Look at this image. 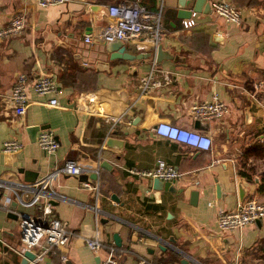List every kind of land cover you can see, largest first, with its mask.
<instances>
[{
	"label": "crops",
	"instance_id": "crops-1",
	"mask_svg": "<svg viewBox=\"0 0 264 264\" xmlns=\"http://www.w3.org/2000/svg\"><path fill=\"white\" fill-rule=\"evenodd\" d=\"M114 1L120 0L47 6L36 0H0V27L19 11L27 20L22 33L0 38L3 188L26 182L20 166L38 170L37 177L67 158L82 166L79 173L58 171L48 188L54 214L74 235L47 263L107 264V247L95 251L86 242L94 234L96 212L106 244L114 241L115 231L121 235L116 264H139L142 257L144 264H184L185 257L187 264H238L241 257L264 254V217L237 230L222 229L216 221L220 207L248 198L264 200V0H229L243 9L240 23L226 21L214 10L199 11L197 22L187 28L178 16L179 0H138L162 12L160 42L174 56L160 61L154 57L155 42L145 34L123 41L136 57L110 56L106 46L115 41H105L100 33L114 21L108 11ZM154 60L162 84L140 93L141 77ZM20 72L29 79L23 114L15 113L8 94ZM44 73L54 75L63 88L59 104L47 102L53 92L32 87V80ZM214 94L228 110L212 119L195 118L193 105ZM197 119L209 122V128L196 127ZM161 120L202 129L212 135L213 144L202 149L160 135L154 126ZM32 124L54 130L56 151L47 152L30 139L27 126ZM110 136L118 139L108 143ZM7 138H17L23 146L5 151ZM160 158L181 172L174 180L176 192L154 188L152 177L131 171L152 167ZM101 159L109 167L99 166ZM86 180L98 188L97 197ZM193 190L198 191L195 202ZM13 201L9 208L0 206V264H21L22 256L1 238L17 242L18 211L38 212L45 198L40 195L32 204ZM61 253H66L65 261Z\"/></svg>",
	"mask_w": 264,
	"mask_h": 264
},
{
	"label": "built area",
	"instance_id": "built-area-1",
	"mask_svg": "<svg viewBox=\"0 0 264 264\" xmlns=\"http://www.w3.org/2000/svg\"><path fill=\"white\" fill-rule=\"evenodd\" d=\"M36 1L40 5L47 6L67 0ZM210 3L213 10L226 21L240 23L243 20V9L240 5L229 0H211ZM108 11L113 16L114 21L100 33V36L105 41H128L145 34L155 42V45L160 42L163 33L161 10L152 11L138 0H120L109 3ZM198 12L194 10L191 15L183 17L182 26L187 28L194 25L197 22ZM26 21L25 12L19 11L15 13L6 25L0 27V38L22 33ZM85 38L87 41L91 40L90 35H86ZM156 63L154 60L150 70L141 77L139 84L140 93L162 84V80L156 77L155 74ZM28 80V75L25 72H20L8 92L9 98L13 103V109L17 114H23L28 105ZM32 87L40 93L53 92L54 95L47 102L52 105L59 104L57 95L63 91V88L57 83L54 75L44 73L37 76L32 80ZM90 98L83 105L85 103L88 104ZM75 108L79 109L80 106L76 104ZM227 110L226 103L217 94H214L212 100L199 101L193 105V116L201 119H212L224 115ZM154 130L160 135L202 149H208L213 144V137L210 133L199 128L188 127L167 120L158 121L154 126ZM36 141L47 152H54L59 146V140L54 130L50 127H41L37 133ZM22 146L23 141L17 138H7L3 141V150L5 151H17ZM81 170L82 166L75 159L67 158L62 165L54 167L37 177L34 181H26L7 189L3 188L7 183L0 180V206L9 208L12 200L23 204H32L40 195L45 198V201L38 206V212L18 211L19 238L17 242L9 243L1 238L10 249L21 256L24 255L27 249L35 252V257L29 259L26 264H48L47 258L55 248L68 245L73 237L74 230L54 214L53 205L50 201L53 193L48 188L55 173L58 171L79 173ZM131 171L152 178L157 176L164 180H176L181 174L173 163L167 162L162 158L152 167L145 169L132 167ZM84 185L96 188V197L98 196L99 190L96 185H92L87 180L84 181ZM261 217H264V200L256 198L241 200L231 208L220 207L216 212V221L219 227L226 230L242 229L245 225ZM86 242L95 251H99L105 245L107 247L104 258L105 263L116 264L115 255L120 247L114 241L106 244L101 237L98 212H96L94 234L86 237ZM61 258L65 261L67 259L66 253H61ZM144 263H146V258H140L139 264Z\"/></svg>",
	"mask_w": 264,
	"mask_h": 264
},
{
	"label": "water",
	"instance_id": "water-1",
	"mask_svg": "<svg viewBox=\"0 0 264 264\" xmlns=\"http://www.w3.org/2000/svg\"><path fill=\"white\" fill-rule=\"evenodd\" d=\"M95 4V3H94ZM95 6V5H93ZM200 11V12H209L212 11V5L210 3L209 0H179V9H178V16L179 17H186L191 15L192 11ZM128 44H126L125 42H123V40H115V42H113L112 44H109L106 46V49L110 52V56L111 57H126V58H134L136 57L135 53H131L130 51L127 50ZM154 54H155V60L156 61H160L165 57H173L174 55L172 53H169V51H167L166 49L163 48V45L161 42H159L156 46H155V50H154ZM137 56H141V55H137ZM44 125H40V124H32V125H28L27 126V131L29 133V137L31 140H36V136H37V131L43 127ZM195 126L199 127V128H206L208 129L210 126L209 122H203L200 119H197L195 122ZM118 138L117 137H113L110 136L107 138V142L111 143L112 141H116ZM121 140V139H120ZM109 161L107 159H101L99 161V166H108L109 167ZM19 170L23 172L24 174V180L25 181H34L37 176L39 171L38 170H34V169H29V168H25L24 166H20ZM93 177H97V172H93L92 173ZM153 187L154 188H164V189H168L172 192H176L177 191V187L175 185L174 180H164L161 179L159 177H153ZM194 191V192H193ZM192 191V197H191V201L195 202V198L197 196L198 191L197 190H193ZM220 191V187L218 185L217 187V192L219 193ZM113 197H115L116 199L118 198L117 195H115V193L112 194ZM241 196V194H240ZM51 202L52 199H50ZM16 204V201H13V204ZM9 215H12V213H9ZM113 239L114 242L117 245H121L122 243V239H121V235L119 234V232L115 231L113 233ZM35 257V252L27 249L24 252V255L21 258V264H26L29 259H32ZM186 258V257H185ZM182 258L181 261L184 264H187V258ZM100 259V256L98 255V257L96 256L95 258Z\"/></svg>",
	"mask_w": 264,
	"mask_h": 264
},
{
	"label": "rangeland",
	"instance_id": "rangeland-1",
	"mask_svg": "<svg viewBox=\"0 0 264 264\" xmlns=\"http://www.w3.org/2000/svg\"><path fill=\"white\" fill-rule=\"evenodd\" d=\"M259 254L260 255L254 257H241L238 264H264V254Z\"/></svg>",
	"mask_w": 264,
	"mask_h": 264
},
{
	"label": "trees",
	"instance_id": "trees-1",
	"mask_svg": "<svg viewBox=\"0 0 264 264\" xmlns=\"http://www.w3.org/2000/svg\"><path fill=\"white\" fill-rule=\"evenodd\" d=\"M57 251V248H55V250L53 252H56Z\"/></svg>",
	"mask_w": 264,
	"mask_h": 264
},
{
	"label": "clouds",
	"instance_id": "clouds-1",
	"mask_svg": "<svg viewBox=\"0 0 264 264\" xmlns=\"http://www.w3.org/2000/svg\"><path fill=\"white\" fill-rule=\"evenodd\" d=\"M206 143V142H205Z\"/></svg>",
	"mask_w": 264,
	"mask_h": 264
}]
</instances>
